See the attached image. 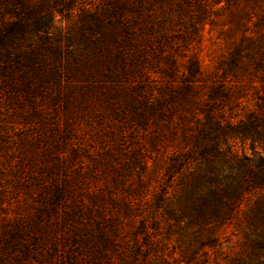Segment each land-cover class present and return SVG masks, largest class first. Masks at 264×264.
<instances>
[{
  "label": "rangeland",
  "instance_id": "1",
  "mask_svg": "<svg viewBox=\"0 0 264 264\" xmlns=\"http://www.w3.org/2000/svg\"><path fill=\"white\" fill-rule=\"evenodd\" d=\"M33 1L54 13L64 42L88 21L79 3L101 16L114 3ZM142 1L141 14L126 12L141 39L143 74H129L142 102L120 97V118L82 115L70 136H53L51 120L46 136L35 121L0 120V157L10 151L15 171L22 163L48 181L41 152L57 141L61 175L76 177L85 205L90 193L103 203L67 234L46 235L44 215L35 219L10 200L0 264H67L75 252L78 264H264V0ZM62 107H50L60 128ZM24 134L38 150L18 153ZM83 240L89 247L80 252Z\"/></svg>",
  "mask_w": 264,
  "mask_h": 264
},
{
  "label": "trees",
  "instance_id": "2",
  "mask_svg": "<svg viewBox=\"0 0 264 264\" xmlns=\"http://www.w3.org/2000/svg\"><path fill=\"white\" fill-rule=\"evenodd\" d=\"M2 1L7 10L0 11V120L4 116L11 117L15 125L35 121L45 136L50 131L48 121L51 120L56 123L51 129L53 136H70L72 121L82 115L91 117L103 110L119 117L116 105L120 97L125 103L128 99L136 104L142 102L144 96L134 88L133 75L143 74L144 59H138L144 56L139 50L140 37L132 35L136 32L133 27L136 23L130 15L141 14L144 1L114 0L113 7H108L102 16L96 11L92 13L84 2L79 3L78 8L84 10L89 22L86 21V25L78 28L80 33L76 32L74 38L68 36L65 42L64 38L60 39L65 36L56 31L54 13L49 7L36 10L33 0ZM69 14L68 17H72V12ZM132 69L133 75H130ZM105 82L107 87L102 86ZM131 90L136 93L131 94ZM153 100L154 96L148 103ZM61 104L68 114L62 120L65 122L62 128L57 123L58 118L50 115V107ZM25 105L29 111L23 112L20 108ZM16 142H19L16 144L18 153L27 151V145L38 150L35 140L26 134ZM56 142L50 147L45 144L41 152L43 165L50 174L46 182L41 181L43 177L37 178L34 171L29 173L22 163H18L15 171L9 161L11 152H2L0 158L6 167L0 164V218L7 216L5 208L11 200L16 209L21 205L26 209L30 207L29 213L35 219L44 215L48 226L44 228L46 230L40 227L39 230L53 235L57 230L67 234L68 227L73 228L88 215L97 213L95 211L102 212L103 203L96 194L90 193V205H85L84 198L73 191L76 177L61 175L67 169L66 164L60 163L61 152L52 154L59 150ZM3 148L0 146V150ZM51 218L53 222H50ZM52 223H58V227ZM77 229L84 230L80 226ZM82 242L80 252L89 247L85 246L87 240ZM79 256L78 252L71 254L66 263L78 264Z\"/></svg>",
  "mask_w": 264,
  "mask_h": 264
}]
</instances>
